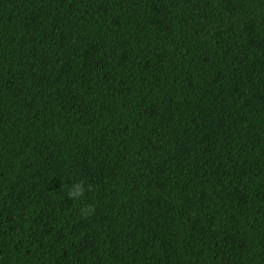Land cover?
<instances>
[{"label": "trees", "instance_id": "16d2710c", "mask_svg": "<svg viewBox=\"0 0 264 264\" xmlns=\"http://www.w3.org/2000/svg\"><path fill=\"white\" fill-rule=\"evenodd\" d=\"M0 264H264V0H0Z\"/></svg>", "mask_w": 264, "mask_h": 264}, {"label": "clouds", "instance_id": "9594fccd", "mask_svg": "<svg viewBox=\"0 0 264 264\" xmlns=\"http://www.w3.org/2000/svg\"><path fill=\"white\" fill-rule=\"evenodd\" d=\"M75 187L79 190V196L81 197L84 193V186H83V182H78L75 184ZM91 185H89V191H91ZM67 196L70 199H76L77 193L73 192V191H68L67 192ZM94 212V207L93 206H88L87 208H81L80 209V213L83 217H88L90 216L92 213Z\"/></svg>", "mask_w": 264, "mask_h": 264}]
</instances>
